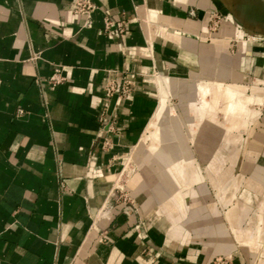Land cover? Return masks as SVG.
I'll list each match as a JSON object with an SVG mask.
<instances>
[{"label":"crops","instance_id":"1","mask_svg":"<svg viewBox=\"0 0 264 264\" xmlns=\"http://www.w3.org/2000/svg\"><path fill=\"white\" fill-rule=\"evenodd\" d=\"M74 2L0 0V264H211L233 254L237 246L227 228L213 244L198 228L225 226L222 219H180L170 202L175 191L162 176L135 180L138 212L127 205L104 211L118 187L112 178L159 108L155 74L224 85L246 81L254 94H264L256 85L264 83V43L243 39L244 32L264 36V0H94L92 29L83 27ZM214 11L228 18L212 34ZM106 15L128 21L124 37L103 31ZM233 38L241 45L236 56L229 50ZM57 70L65 83L53 89L49 80ZM111 72L118 80L129 75L137 90L114 102L121 132L105 151L99 114ZM202 187L187 193L186 207L206 208ZM216 187L238 239L250 207L240 212L232 202L237 186L227 196V187ZM257 257L245 248L235 264H256Z\"/></svg>","mask_w":264,"mask_h":264},{"label":"rangeland","instance_id":"2","mask_svg":"<svg viewBox=\"0 0 264 264\" xmlns=\"http://www.w3.org/2000/svg\"><path fill=\"white\" fill-rule=\"evenodd\" d=\"M221 14L223 23L217 31H212L210 29L211 25L209 26L212 34L218 33L222 25L227 21V15ZM228 21H230V18ZM240 28L244 32L241 26ZM261 37L246 35L244 32L243 39L249 43H264V36ZM208 39L212 41L213 37H208ZM229 42L230 53L236 56L240 53L241 45L235 38ZM153 77L156 95L159 99L157 112L166 105V121L170 125L171 133L167 140L162 141L160 145H156L152 134L149 131L146 132L142 143L132 149L131 153L125 158L121 170L116 174L117 176L112 178L113 185L118 187L114 190L111 203L104 212H107L111 207L121 205H127L138 212L140 203L132 190L135 180L147 173L154 174V180L158 178L160 180L161 176V178H164V175H168L176 187L175 194L170 199V202L178 210L181 220L186 215L190 217L196 216L195 221L209 219L214 222L222 219L223 224H225V226H221V224L198 226L202 231L205 243L213 244L211 243L212 240L223 237V234L219 232L221 227L223 229L227 228L233 236L237 246L236 251L230 255L217 256L213 261L223 258L235 264L238 256L242 255L243 249L249 248L257 253L256 264H261L264 261V94H254L252 86L248 87L246 81H243L240 85H225L231 87L230 90H232V87L243 88V91L235 93L232 100V103L235 104L239 103L240 100L244 102L245 112L243 113V119L232 122L233 117H235L234 109L231 113L225 115L222 110L225 102L220 100L219 109L215 114V121L204 118L195 133H193L191 127L197 122V116L192 113L190 108L192 102L187 100L188 98L185 96L192 95L195 92V104L204 108V102H211L212 100L210 95L203 97L199 91H196L197 84L204 82L182 81L185 85H181V81L171 79L172 83L169 89L171 94L164 97L161 96L162 92L157 81L160 77L169 81L170 79L160 74H155ZM256 85L261 88L264 87V83L256 82ZM192 89H194V92H192ZM185 90L188 91L185 92ZM230 90L229 92H231ZM240 94H243L246 99L239 97ZM159 147L167 150V154L171 159L170 162L163 161L161 156L155 153ZM153 149L155 150L153 151ZM236 157L238 161L235 160ZM182 167L185 170L181 169ZM194 175L202 178H194ZM197 181L202 182L198 184ZM218 184L219 187L225 186L228 188L227 191L222 190L226 191V193H223L225 196L230 193V189L237 186L235 189L237 192L233 196L232 202L236 204L240 212L245 207H250V211L247 214L244 211L246 215H243L244 221L240 226L243 234L239 235L238 239L233 234L235 232L231 230L226 218L227 213L230 212V207L225 209L219 202L221 195L216 187ZM199 185H203L200 197L203 200L202 207L206 208L195 211L193 208L189 209L186 207V196L191 190L199 189ZM148 190L150 189L148 188ZM213 205L217 206L216 210L209 209ZM192 212H197V214ZM197 216H200V218Z\"/></svg>","mask_w":264,"mask_h":264},{"label":"built area","instance_id":"3","mask_svg":"<svg viewBox=\"0 0 264 264\" xmlns=\"http://www.w3.org/2000/svg\"><path fill=\"white\" fill-rule=\"evenodd\" d=\"M73 12L84 18L85 29H92L94 27V15L98 11V7L94 0H75L72 5ZM222 14L218 11L212 12L210 29L217 31L223 23ZM103 31L109 35L115 34L118 37H124L128 31V21L126 19H115L109 15L104 18ZM65 83V78L60 70L55 71L49 80V84L53 89H57ZM2 81L0 78V87ZM136 81L129 75L125 74L118 80L116 73L111 72L110 77L104 84V100L99 114V122L102 125V133L100 138L103 139V149L110 151L114 148L113 136L120 135V128L118 125V113L114 109V102L121 103L133 97L136 93ZM25 111L20 109L18 115H24ZM212 264H233L228 259H217Z\"/></svg>","mask_w":264,"mask_h":264},{"label":"bare ground","instance_id":"4","mask_svg":"<svg viewBox=\"0 0 264 264\" xmlns=\"http://www.w3.org/2000/svg\"><path fill=\"white\" fill-rule=\"evenodd\" d=\"M169 82H170L169 80H165V79H163V77L162 78L160 77L158 79V84H159V87H160L161 92H162L161 96L167 97L169 94H171V92L169 90L170 89V83ZM180 84L181 85H185V83H182V81L180 82ZM230 89H231V87L225 86L224 84L217 83V82H213V83L207 82V83H199V84H197L196 91H199V93L202 94L203 97L207 96V95H210L212 97L211 102H204L205 103V107L204 108L203 107H198L195 104V99H194V96H195L194 93L195 92H194V89H192L193 90L192 92H194L192 95L185 96L186 98H188L187 100L192 102L191 103V107L190 106L189 107L191 108L192 113H194L197 116V120H196L197 122L195 124H193V126L191 127L193 133H195V130L197 129V127L200 126V124L202 123V120L204 118H209L210 120H214L215 119L216 111H218V109H219L218 108V104H219L220 100H224V102H225V105H224V107L222 109L225 112V115H228V113H231V111L234 109L235 117H233L232 122L233 121L237 122V121H240V120L243 119V113L245 112V104H244V102L242 100H240L239 103H236V104L232 103V100H233V98L235 96V93L239 92V91H243L242 90L243 88H241V87H236V88L234 87L233 88L232 87V90H230ZM229 90L231 92H229ZM239 97H243V99L244 98L246 99V97L243 94H240ZM233 104H234V106H233ZM166 110H167L166 105H164L160 111L156 112L155 116L153 117V119H152V121H151V123H150V125L148 127V131H149V133L152 134V137L154 139V143L156 145H160V143L162 141L168 139L169 135L171 133L170 128H169L170 125L166 121V119H167V111ZM210 134H212V133H210ZM154 150L155 149H153V151ZM155 153L157 155L161 156L163 161L170 162V159L167 156H164L163 154H161L162 151H160V147L157 148V151ZM203 155H204V153H203ZM181 169L185 170V168H183V167ZM189 173H190V171H189ZM163 177H164L165 186H167L170 190L175 191V189H176L175 184L173 183V181H171L169 176L168 175L167 176L164 175ZM187 179H188V177H187Z\"/></svg>","mask_w":264,"mask_h":264}]
</instances>
